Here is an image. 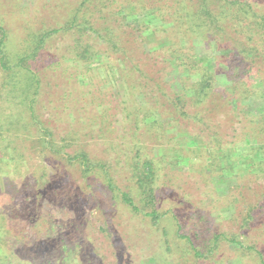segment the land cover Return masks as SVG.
Masks as SVG:
<instances>
[{
  "label": "rangeland",
  "instance_id": "1",
  "mask_svg": "<svg viewBox=\"0 0 264 264\" xmlns=\"http://www.w3.org/2000/svg\"><path fill=\"white\" fill-rule=\"evenodd\" d=\"M79 1L0 0L1 13L10 11L18 4L14 13L18 19L17 23L13 21L11 26L5 23L4 28L20 29L19 32L22 35L21 27L33 23L36 27L50 24L51 19H55L54 17L59 18L64 16L63 14L67 15V10L69 8L73 10ZM131 1L117 0L116 6L118 7L119 2H123L125 10H121L122 12L117 14L115 21L112 22L115 35L120 39L119 47L127 54L122 55L109 50L103 53L102 57L94 56L90 62L75 60V52L68 49L73 46L75 37L72 29L66 35L56 36L48 44L43 56L44 62L39 67L42 72L40 76L41 92L37 102L38 112L42 114L40 119L43 124L48 123L57 148L60 147L70 155L74 150L83 149L89 159L103 162L110 169V175L114 180L112 181L121 191L129 192V187H132L124 176L129 174V165L135 157V151L138 150L141 155L153 158L160 166L159 180L157 181L161 193L157 199L159 211L173 210L177 213L180 216L184 232L201 236L204 239L212 234L236 232V225L231 224L229 218L231 213L234 211L236 213L242 205L239 204L238 208L232 210L230 207L222 208L219 201L224 199L229 193L230 187L235 185L237 173H240V176L245 173H250L252 176L257 174V168L254 167L256 160L254 158L243 160L239 158L237 152L227 153L225 151L228 155V163L233 168L230 171L223 170L222 175L217 174L215 172L220 167L212 168L208 162L206 163L211 139L205 132L199 133L198 126L189 127L182 120L175 123V120L170 116L160 115V117L155 113L152 118L156 124L152 123L154 124L152 130H148V125L144 124H139L136 128L134 121L131 120L132 117H127V113L136 109L135 104L143 107L140 108L142 111L152 107L158 109V113H162V110L166 109V104L163 106L160 104L164 99L161 92H165L169 84L177 90L176 85L182 76L180 72L172 70L173 62L177 56V53H172V51L176 46L179 45L183 52L189 51L195 59L212 58V63L207 62V66L213 71L214 55H217L215 57L230 58L236 55L240 46L261 50L264 46L260 39L261 36L259 38L254 35L252 40L246 39L249 30L246 28L248 21L242 23L235 20L234 22L232 17L226 16L222 18V30L214 31L212 29L211 32H214L211 37L206 38V34L204 40L197 39L192 44H188L184 39L186 38L185 32L167 25L165 20L149 18L151 19L150 27L141 24L139 29L134 28V25L139 23L135 20L136 15L129 12ZM155 1L157 2L154 5L164 2V0ZM241 1L247 3L250 1V4L264 12V0ZM223 2L224 0H209V7L213 8ZM149 4L152 5V1ZM9 14L3 17L7 21L11 20L12 15ZM210 39L218 41L221 47L220 52L207 47ZM63 52H65L64 57L61 58L59 55H62ZM234 59L237 60L233 56L229 60L221 61L222 63L220 62L217 68L227 70L234 64ZM185 62L189 63L190 61L185 60ZM101 63L104 64L101 65ZM108 63L111 66L113 64L118 66V68L114 67L112 75H108L106 72L105 65ZM134 65H137L144 73L139 79L136 77L140 72L133 70V73L130 74L128 71L129 68L133 69ZM187 75L192 82L198 79L197 74ZM114 76H118L119 80H115ZM215 77H217V82L213 91L217 95L212 96L211 102L220 106V111L209 115L213 119V127L220 123L221 126L216 129L219 130L218 134L226 135L224 141H227L232 139L233 129L236 134L240 132L237 119L232 126L231 122L227 121L230 119L229 116H225L229 110V103L224 99L228 96L230 103L234 100L230 96L234 90V83L227 81L223 73L216 74ZM80 79H83L84 83ZM127 79L128 81L134 80L136 85H139V82L143 84L142 87L135 88L133 99L127 87ZM255 88L260 87L256 85ZM100 89L104 95H99ZM62 91L66 92L67 98L62 97ZM151 96L159 98L158 105L150 98ZM252 98L255 99L254 96ZM201 106L193 107V110L200 109ZM41 107L43 108L40 109ZM97 107L100 109L101 115L107 117L106 120L110 122V126L107 125V122L96 124L95 120L89 121L90 117L96 116ZM71 111L76 119L74 116H68ZM21 117L25 119L28 116ZM145 123L149 124V122ZM89 124L97 126L87 129ZM98 127L101 130L105 129L104 132H106L102 133L103 135L101 132L99 134ZM19 129L14 132L16 134H13L15 138L10 137L11 143H7L9 140L5 138L0 144L6 143L3 146L4 150L0 152V159L12 158V163L16 165L12 168L11 174L6 175L5 171L10 170L5 168L6 159L0 161V261H9L13 264L18 260L15 254H11L12 250L10 251V248L13 249V252L17 249L16 240L13 236L10 237L4 222L9 219L11 209L19 204L17 197L24 194L23 198L31 200L34 205L35 200L40 196L43 201L42 208L43 206L51 207L48 214L54 215L53 217L57 221L64 219L61 215V211H64V204L68 215L74 222L71 228L68 227L71 231L77 227L84 228L85 225L88 230H91L86 223H91L95 227L104 226L102 231L107 228L108 235L98 231L97 240L92 245V248L96 246L101 250L100 253L107 264H139L140 260L141 264H194V259L192 260V257L187 253L184 254L171 231L167 238L170 249L165 250L164 238L160 236V229L154 226L151 228L148 218L131 214L120 204H115L105 190L103 179H101L103 184L101 183L99 174L96 177L85 179L80 167L76 164L69 165L66 158L58 157L61 154L57 155L48 150L42 143L43 130L41 128L27 126L25 129L22 127ZM191 142L196 144H191ZM51 149L53 148L51 147ZM217 155L221 156V153L219 152ZM18 157L20 158L16 162L14 159ZM43 173L45 174L43 180L47 185L42 189L35 182ZM250 175L248 176L251 177ZM257 182H264V176ZM23 183L29 187L26 193ZM247 187L248 193L256 189V186L254 185L253 188L252 184H247ZM130 193L136 201L138 195L132 189ZM247 198L252 199L253 196L248 195ZM227 204L228 202H225L224 206ZM57 207L63 208L59 210ZM14 210L23 211L24 209ZM40 213L43 214V211ZM33 215L35 221L39 223L37 213L35 212ZM27 223L32 227L33 220ZM160 225L164 226L161 223ZM23 227L25 228L17 230L19 235H17V241L28 246L38 243L36 244L40 250H36L38 255L48 254L51 259L56 257L55 251L52 250L53 246L55 247V239L64 237L68 230L62 227L54 231L52 229L47 232L39 231L38 236L41 240H37L38 238L32 234V228L28 230L26 224ZM77 230L74 233H77ZM46 233L48 234L46 235ZM61 233L62 236H60ZM23 235L24 237H21ZM260 245L262 246L264 243H260ZM222 247L224 248L223 243ZM223 248L221 250L225 254H221L225 257L228 255V248L227 251ZM251 258L243 256L240 261L237 258L231 261L232 264H255ZM198 264L213 263L200 261Z\"/></svg>",
  "mask_w": 264,
  "mask_h": 264
},
{
  "label": "trees",
  "instance_id": "2",
  "mask_svg": "<svg viewBox=\"0 0 264 264\" xmlns=\"http://www.w3.org/2000/svg\"><path fill=\"white\" fill-rule=\"evenodd\" d=\"M150 1H152V5L149 4ZM155 2L157 1L132 0L130 2L129 12L136 15L135 20L139 23L134 25V28L139 29L141 24H146V26L149 25L150 27L151 19L165 20L167 25L177 30L182 29L186 35L184 39L188 44H192L194 40H204L206 34V38H208L212 36L214 31L222 30V18L229 16L232 17L234 22L235 20L242 23L248 21V23L246 22V28L249 30L246 39L252 40L254 35L259 36V38L261 36L260 39L264 44V12L250 4V1L247 3L241 0H224L223 3H219L213 8L209 7V0H164L163 3L159 2L154 5ZM116 5L117 0H80L73 10L71 8L67 10V15L63 14L64 16L59 18L54 17L55 19H51L50 24L36 27L33 23L29 26L21 27L23 29L22 35L24 36L20 34V29L4 28L5 23L9 26H11L13 21L17 23L18 19L14 13L18 4L10 11L7 10L3 13L0 11V139L3 138L0 144L5 138L9 140L7 143H11L10 137L15 138L13 134L16 133L14 132L20 130L19 128L21 127L25 129L27 126H38L43 130L42 143L48 150L53 151L57 155L61 154L58 157L66 158L69 165L76 164L80 167L85 179L92 176L96 177L99 174L100 180L103 179L105 182L106 192L111 196L110 198L114 200L115 204H120L131 214L148 218L151 222V225H149L151 228L154 226L160 229V236L164 238L165 250L170 249L167 238L168 233L171 231L172 235L178 240V244L184 254L187 253L192 257V260L194 259V264H198L200 261H208L213 264H232L231 260L237 258L240 261L243 256L252 257L251 261H254L255 264H264V245H260V243H264V182H257L264 176V46L261 50L240 46L236 55H233L237 60L234 59V64L225 71L217 68L218 64L223 60L231 59L233 56L222 58V56L215 57L217 55H214V69L211 71L207 66V62L212 63V58L195 59L189 51H181V47L178 45L172 51V53H177L172 70L180 72L182 76L179 79V83L177 82V90L169 84L167 90L161 92L165 100L163 99L160 104L162 106L166 104V109L162 110V113H158V109L152 107L142 111L140 108L143 107L135 104L136 109L127 113V117H132L131 120L134 121L136 128L139 124H144L148 125V130H152L154 124H156L152 118L155 113L159 116L164 115V117L168 115L175 120V123L182 120L189 127L198 126L199 133L203 131L211 139L206 163L208 162L212 168L220 167L215 172L217 174L222 175L223 170L230 171L233 168L228 163V155L225 151L227 153L237 152L239 158L243 160L253 158L256 160L254 167L257 168V174L252 176L250 173H245L240 176V173H237L235 175V185L231 186L227 196L219 201L222 208L230 207L232 210L238 208L239 204L242 205V207L237 209L236 213L235 211L231 213L229 218L231 224L236 225V232L212 234L206 239L184 232L183 225L180 223V216L177 213L173 210L168 212L159 211L157 199L161 193L159 192L160 187L157 181L159 180L160 166L153 158L141 155L138 150L135 151V157L129 165V174L126 177L124 176L132 187H129V192L121 191L113 182L110 169L103 162L89 159L83 149L74 150L72 155H70L60 147L57 148L48 123H42L40 119L42 114L38 112L37 108L41 92L40 76L42 74L39 67L44 62L43 56L48 44L56 36L66 35L72 29L75 37L73 46L68 47V49L75 52V60L90 62L94 56L102 57L103 53L109 50L119 52L122 55L127 54L126 51L119 47L120 39L115 35V29L112 28V22L115 21L117 14L122 12L121 10H125L123 2H119L118 7ZM6 14L12 15L10 17L12 21H7L6 18H3L7 16ZM122 17L124 19L125 15ZM155 26L154 29L156 28ZM143 29L145 30L146 28ZM212 29H214L213 32H211ZM207 47L214 48L218 52L221 49L215 39H210ZM64 53L59 56L61 58L64 57ZM185 60L190 62L186 63ZM113 65H109V63L105 65L108 75L114 71V67L118 68L117 65ZM133 70L140 72L138 77H136L137 79L144 75L137 65H134L133 69H128L130 74L133 73ZM222 73L227 81L234 83V90L230 95L234 100L230 103L228 96L224 99L225 102L230 104H228L229 110L225 116H229L230 121H227L231 122V125L237 119L240 128L238 134L233 129L232 139L227 141H224L226 135L218 134L219 130L217 131L216 129L221 126L220 123L213 127L214 122L209 115L220 111V106L211 102V100L213 95H217L213 91L217 82L215 75ZM187 74H197L198 79L192 82ZM88 75L90 76L89 73ZM114 78L119 80L118 76H114ZM130 80L128 81L127 79V87L133 99L135 88L142 87L143 84L139 82V85H136L134 80ZM80 81L84 83L83 79H80ZM256 85L260 88L254 89ZM100 90L99 95H104L102 89ZM61 95L64 99L67 98L65 91H62ZM253 96L255 99L252 98ZM150 98L158 105V101H160L158 97L151 96ZM219 98L221 100V97ZM200 105H202L200 109L193 110V107ZM23 115L28 117L24 119L21 117ZM68 116L73 117V112H69ZM106 119L107 117L101 115L100 109L97 107L96 116L90 117L89 121L95 120L96 124L99 122L105 124L107 122V125L110 126V122ZM145 122H149V124ZM96 126L89 124L87 129H92ZM104 130H101L100 127L97 129L99 134L100 132L101 134L105 133L106 131L104 132ZM193 134L200 137L196 133ZM5 144L0 145V152L4 150L3 146ZM191 144L196 143L191 142ZM219 152L221 156L217 155ZM19 158L14 160L17 162ZM5 159V168L10 169L6 170L5 174H11L12 168L16 167V165L12 163V158L4 157L0 161ZM221 163H223L222 166H220ZM44 176L45 174L43 173L35 182L42 189L47 185L46 181L43 180ZM103 181L101 180L102 184ZM247 184H252L253 188L255 185L256 189L248 193ZM23 189L26 193L29 187L23 183ZM131 189L138 195L136 201L131 197ZM23 195H20L19 198L17 197L19 204L17 203L18 205L11 209L9 219L4 222L10 237L13 236L16 240L15 244H17L15 252L10 248V251L12 250L11 254H15L18 257V260L13 264H107L100 253L101 250L96 246L92 248V245L97 240L98 231L105 232L108 235L107 228L102 231L104 226L95 227L91 223H86L91 230H88L87 225H85L84 228H75L74 231L78 230L77 233H74V231L70 230L74 222L68 215L64 204L63 210L65 212L61 211L64 219L57 221L53 217L54 215L48 214L51 207L43 206L42 208L41 203L43 204V201L40 196L37 197L34 205L31 200L24 199ZM248 195H252L253 198L248 199ZM225 202H228L227 206H224ZM63 207L57 208L61 210ZM17 208L24 210L15 211L14 209ZM41 211H43V214L40 213ZM35 212L39 223L35 221L33 215ZM30 220H33L32 227L27 223ZM160 223L164 224L165 227L161 226ZM25 224L28 230L30 228L33 229L32 234L38 238L37 240L40 239L38 236L39 231L47 232L50 229L54 231L62 227L68 229L66 235H63L64 237L55 239V247L53 246L52 249L55 251L56 257L54 259L49 258L48 254L44 256L38 255L36 251L37 249L39 250V246L36 245L38 243L28 246L17 241L19 236L17 230L20 228L24 229L25 227L23 226ZM1 228L3 227L1 226ZM95 230L97 231L95 232ZM60 236H62V233ZM21 237H24V235ZM18 244L21 245L19 246ZM222 248L225 251L228 248V255H225V257L223 256L225 253L221 250ZM185 261L188 262V260ZM138 263L141 264V260ZM0 264H12V262L1 260Z\"/></svg>",
  "mask_w": 264,
  "mask_h": 264
}]
</instances>
